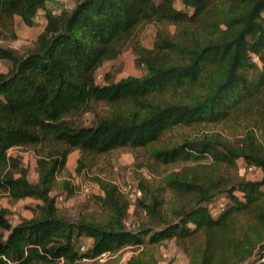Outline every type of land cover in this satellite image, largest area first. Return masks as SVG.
Here are the masks:
<instances>
[{
    "label": "trees",
    "instance_id": "trees-1",
    "mask_svg": "<svg viewBox=\"0 0 264 264\" xmlns=\"http://www.w3.org/2000/svg\"><path fill=\"white\" fill-rule=\"evenodd\" d=\"M55 1L0 0V59L10 63L0 72V190L14 200L41 201L31 217L13 225L0 209V264H53L61 256L71 264L79 256L166 239L188 254L190 264H264V145L255 127L244 126L235 143L207 133L158 143L173 127L218 123L251 108L263 110L264 118V0H181L184 10L174 0H72L71 8L53 12L46 3ZM38 10L45 24L26 51L2 44V32L17 39L16 17L32 26ZM150 22L176 32L158 28L146 48L137 31ZM128 46L144 73L115 81L105 74L97 82L98 67ZM95 103L111 111L82 124ZM40 145L47 150L36 160L31 183L9 150ZM119 147L148 148L162 165L181 161L199 168L211 159L229 172L216 177L185 166L161 182L140 178L135 206L151 222L135 229L125 225L129 202L117 185L96 177L99 212L66 218L49 193L69 151L79 150L80 172L88 158ZM239 158L260 168L261 177L238 176ZM166 190L178 198L170 217L160 211ZM217 197L225 201L213 215L209 204ZM84 239L89 244L80 251ZM125 264L159 263L139 254Z\"/></svg>",
    "mask_w": 264,
    "mask_h": 264
},
{
    "label": "rangeland",
    "instance_id": "rangeland-1",
    "mask_svg": "<svg viewBox=\"0 0 264 264\" xmlns=\"http://www.w3.org/2000/svg\"><path fill=\"white\" fill-rule=\"evenodd\" d=\"M158 2L159 0H154ZM72 0H56L46 3V7L53 12H58L62 8H71ZM174 7L184 10L181 0H174ZM45 24L44 11L38 10L34 17L32 26L25 25L18 17L14 20V33L17 39L13 40L9 34L2 32V44L12 46L22 53L32 44L36 35L42 30ZM158 28L166 29L169 33H175L173 25L166 23H144L137 31L140 44L146 48H152L155 33ZM9 67V61L0 59V72H6ZM144 66L136 64L135 56L131 48L125 47L123 51L113 60L104 61L96 70L95 76L99 83L103 82L105 74H108L114 81L126 75L139 76L144 73ZM159 95L157 98H160ZM94 111L86 112L80 119L82 124L88 125L94 116H102L111 111V107L102 103L93 105ZM245 115V113H247ZM245 113H240L234 118L226 119L218 123H198L193 125L173 127L165 132L158 143L178 142L183 136H190L196 133L219 134L223 139L235 143L244 137L242 132L244 126L255 127L256 139L264 145V118L263 110L251 108ZM46 146L13 147L9 154L19 158L21 165L27 170V179L31 183L37 181L36 160L45 155ZM79 150L69 151L66 163L62 171L56 175L54 186L49 193L54 197L57 209L70 220L75 219L79 214L90 213L97 214L99 209L93 196L100 193L99 186L95 178L107 179L115 183L119 192L128 200L129 207L125 217V225L129 229H135L141 222L149 224L151 217L141 210H137L135 201L142 195L138 186L139 179L144 178L150 183L160 181L163 176H167L171 171H180L183 167H189L193 171H202L205 174L219 176L229 172L224 166L211 164V159L200 161L201 167H196L197 163L176 162L174 164L162 165L156 163L149 154V149L128 147H119L104 154L91 157V162L80 172L75 170ZM247 163L239 158L235 162L237 175L245 179H257L261 177L262 171L256 166L251 170H245L243 167ZM67 184V187L64 186ZM139 189L140 195H135L134 190ZM178 198H175L170 191L163 193L162 205L160 211L163 216L170 217V207L177 204ZM225 199L217 197L209 204L210 211L216 215L222 208ZM41 201L31 197L14 200L8 192L0 190V209L6 210V218L13 225L21 218H29L37 209ZM146 239V238H145ZM89 240L84 239L81 246H88ZM81 251V250H80ZM142 254L143 258H153L159 264H190L188 254L178 246L173 239H166L162 242L149 244L143 242L139 247L124 246L112 253L105 261V264H125L133 255ZM90 264V263H84Z\"/></svg>",
    "mask_w": 264,
    "mask_h": 264
},
{
    "label": "built area",
    "instance_id": "built-area-1",
    "mask_svg": "<svg viewBox=\"0 0 264 264\" xmlns=\"http://www.w3.org/2000/svg\"><path fill=\"white\" fill-rule=\"evenodd\" d=\"M252 168V165H247L243 167V169L250 171ZM135 195H140V190L136 189L134 190ZM141 246V245H140ZM139 247V246H138ZM85 249L84 246H81V251ZM114 252L111 251H104L100 254L94 256V257H85V256H79L76 259L73 260L71 264H84V263H90V264H99L106 261V259ZM260 262L264 263V255L259 258ZM53 264H69L62 256L59 257Z\"/></svg>",
    "mask_w": 264,
    "mask_h": 264
},
{
    "label": "crops",
    "instance_id": "crops-1",
    "mask_svg": "<svg viewBox=\"0 0 264 264\" xmlns=\"http://www.w3.org/2000/svg\"><path fill=\"white\" fill-rule=\"evenodd\" d=\"M9 66H10V63H9ZM87 240H89V239H87Z\"/></svg>",
    "mask_w": 264,
    "mask_h": 264
}]
</instances>
